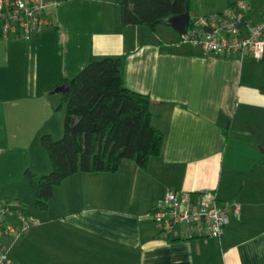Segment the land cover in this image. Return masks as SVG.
Segmentation results:
<instances>
[{"label":"crops","instance_id":"1","mask_svg":"<svg viewBox=\"0 0 264 264\" xmlns=\"http://www.w3.org/2000/svg\"><path fill=\"white\" fill-rule=\"evenodd\" d=\"M55 1L53 25L28 38L0 37L1 116L19 111L26 118L31 98L51 108L54 90L91 59L121 57L125 85L150 96L165 142L146 169L125 160L116 172L68 177L40 211L25 172H49L51 160L37 167L31 144L22 158H8L9 136L0 132L8 224L18 225L19 213L40 221L21 236L0 238L13 264H264V56L255 63L208 53L164 23L154 32L124 26L121 0ZM212 5L191 0L190 16L211 13ZM24 118L14 125H27ZM12 121L0 117V127ZM168 190L216 191L240 209L219 239H168L146 216Z\"/></svg>","mask_w":264,"mask_h":264},{"label":"trees","instance_id":"2","mask_svg":"<svg viewBox=\"0 0 264 264\" xmlns=\"http://www.w3.org/2000/svg\"><path fill=\"white\" fill-rule=\"evenodd\" d=\"M186 6L190 9V0H121V23L154 32ZM65 81L69 90L62 96L64 135L60 139L49 133L41 136L52 170L41 176L30 169L25 172L40 211L48 210L55 188L68 177L79 172H116L125 160L146 169L165 142L164 132L152 122L150 96L125 85L121 57L91 59ZM74 117L79 121L72 126Z\"/></svg>","mask_w":264,"mask_h":264},{"label":"built area","instance_id":"3","mask_svg":"<svg viewBox=\"0 0 264 264\" xmlns=\"http://www.w3.org/2000/svg\"><path fill=\"white\" fill-rule=\"evenodd\" d=\"M57 1L0 0V37L28 38L33 32L53 25L50 9ZM251 0H238L221 12L191 19L184 41L201 45L213 54H235L239 57L262 59L264 56V15L259 22L250 18ZM238 203L222 202L216 191L190 192L168 190L147 214L165 238L190 240L220 238L231 222V212L238 213ZM10 209L0 203V238L5 233L21 236L27 229L40 224L35 218L19 213V224H8ZM0 264H13L8 249L0 242Z\"/></svg>","mask_w":264,"mask_h":264},{"label":"rangeland","instance_id":"4","mask_svg":"<svg viewBox=\"0 0 264 264\" xmlns=\"http://www.w3.org/2000/svg\"><path fill=\"white\" fill-rule=\"evenodd\" d=\"M192 1L193 3H195L197 0H192ZM226 1L227 0H212L213 3L212 8L208 10H215V11H207L211 13H206L205 15L216 14L217 10L226 9L228 7V6L226 7ZM251 2L253 6L252 18L255 22H259L262 19L261 15L262 14L264 15V0H251ZM201 9L202 8H199L198 10ZM202 16H204V14L201 13L197 14L196 12L191 11V18L193 20H196ZM160 25L162 24H159V26ZM254 62L256 63L255 59ZM259 65L262 66L260 68V71L264 73V61L260 62ZM62 94H63L62 92H57L51 95L54 103H52L53 106L51 108L48 107V109H45L43 107V103L41 102L40 99H36V100H32V98L28 99L25 102L26 105H24V109L22 110L26 118H24V116L21 115L20 114L21 112L19 113V111H16L14 114H11L10 116L8 115V118H5V116L2 117L1 114L3 113V111L0 112L1 119L13 120L8 124V126L4 125V128L0 127V132L6 136H9V141L7 143L10 149V151L8 152V158L12 157L13 154H14L13 158L15 157H17L18 159L22 158L24 154L23 152L25 151L24 147L28 144H31L33 146L32 156L35 159V162H37V167L38 166L43 167L44 159L49 161L50 159L49 155L41 144V136L43 134L49 133L52 134V136L55 139H60L64 135L66 104L62 101ZM43 115H45L44 120L48 116L49 120L46 123L44 120L42 121V123L41 120L39 122V117L42 116L43 118ZM21 117L24 118L23 120L27 119L29 123L23 127L14 125L15 120H20ZM20 129H23V131L19 134ZM17 135H19V137L15 138L14 136ZM257 143L259 144L261 143V141L260 142L257 141ZM1 161L2 159L0 158V167L2 166ZM3 167L4 166H2L1 168ZM49 172L38 173L37 175L41 176L42 174H48ZM9 202L11 203V201ZM3 206H5V204ZM9 219H10V215H9Z\"/></svg>","mask_w":264,"mask_h":264},{"label":"water","instance_id":"5","mask_svg":"<svg viewBox=\"0 0 264 264\" xmlns=\"http://www.w3.org/2000/svg\"><path fill=\"white\" fill-rule=\"evenodd\" d=\"M47 2H54L55 0H45ZM191 16L189 6H186V9L183 13L171 15L163 23L173 27L180 34H186L189 28ZM69 90V84L65 81L62 85L58 86L54 92L66 93ZM79 121V118L74 117L72 119V126H75Z\"/></svg>","mask_w":264,"mask_h":264}]
</instances>
